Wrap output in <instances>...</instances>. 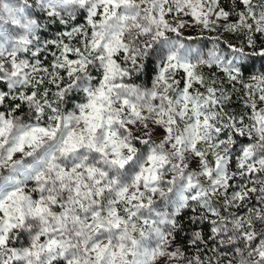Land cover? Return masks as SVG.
<instances>
[{"label": "snow or ice", "instance_id": "obj_1", "mask_svg": "<svg viewBox=\"0 0 264 264\" xmlns=\"http://www.w3.org/2000/svg\"><path fill=\"white\" fill-rule=\"evenodd\" d=\"M260 105L264 0H0V264H264Z\"/></svg>", "mask_w": 264, "mask_h": 264}, {"label": "trees", "instance_id": "obj_2", "mask_svg": "<svg viewBox=\"0 0 264 264\" xmlns=\"http://www.w3.org/2000/svg\"><path fill=\"white\" fill-rule=\"evenodd\" d=\"M70 26H71V25H69V27H70ZM55 33H56V26H53V29H52L47 35L50 37V36L54 35ZM226 38L229 39L230 42L236 43V42H238L242 37L234 36V35H227ZM257 40L259 41V35H257ZM49 59H50V57H49ZM213 70H214V69H213ZM205 72L207 73L208 70L205 69ZM237 87L239 88V85H238ZM242 95H243V90L241 89V90H239V91L233 96V103L230 105V107H231L232 109H234L237 113H242V112H244V111H247V109H245V108L243 107V104L240 103V102L238 101V99H237L239 96H242ZM188 215H191V213H190V212H186V213H185V217L188 216ZM182 219H183V218H182ZM183 222L185 223V227H186V231H187V229H188V225H187V221H186V219H184ZM209 234H210V228H209V226L205 225V227H204V235H205V237H207ZM176 242H177V244H180L181 246H183V247L185 248L186 251H189V250H188V247H189V246H188V236L185 235V233H183V232H182V233H179V234L177 235V240H176Z\"/></svg>", "mask_w": 264, "mask_h": 264}, {"label": "rangeland", "instance_id": "obj_3", "mask_svg": "<svg viewBox=\"0 0 264 264\" xmlns=\"http://www.w3.org/2000/svg\"><path fill=\"white\" fill-rule=\"evenodd\" d=\"M186 19H190V18H186ZM218 34H219L218 32H208V31H204L201 33L199 29L185 31L186 36L198 37L196 40L188 41V43H191L193 47L202 48L203 50H206L207 48H211L213 46V40L211 39V37L216 36ZM221 47H223V45H221ZM136 82L139 83L140 81L137 80ZM260 106L264 107V105H260ZM161 135L162 133L158 131L157 135L154 136L153 138L159 140ZM192 167H195V164H193ZM188 250H189L187 251L188 253H192L194 251V249L191 247H188Z\"/></svg>", "mask_w": 264, "mask_h": 264}]
</instances>
